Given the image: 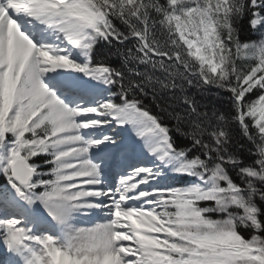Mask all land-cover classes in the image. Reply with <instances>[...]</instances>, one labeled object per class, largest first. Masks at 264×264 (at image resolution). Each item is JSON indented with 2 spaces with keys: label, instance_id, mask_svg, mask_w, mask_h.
Returning a JSON list of instances; mask_svg holds the SVG:
<instances>
[{
  "label": "trees",
  "instance_id": "trees-1",
  "mask_svg": "<svg viewBox=\"0 0 264 264\" xmlns=\"http://www.w3.org/2000/svg\"><path fill=\"white\" fill-rule=\"evenodd\" d=\"M84 4L98 20L90 63L107 71L112 106L131 104L147 114L204 179L211 171L221 172L243 205L254 209L257 229L246 231L264 244V120H258L264 110H257L264 104V0H223L222 12H211L222 61L215 76L188 56L172 25L170 0ZM50 128L42 123L33 136L21 139L44 140ZM12 142L3 136L0 146ZM39 150L25 146L20 151L34 171L30 190L38 196L50 189L54 173L51 159ZM178 179L179 187L191 178ZM227 216L208 214L212 219ZM238 224L234 229L240 234Z\"/></svg>",
  "mask_w": 264,
  "mask_h": 264
},
{
  "label": "rangeland",
  "instance_id": "rangeland-1",
  "mask_svg": "<svg viewBox=\"0 0 264 264\" xmlns=\"http://www.w3.org/2000/svg\"><path fill=\"white\" fill-rule=\"evenodd\" d=\"M64 1L55 0L53 6L58 8L57 2L63 4ZM170 1L175 8L172 22L181 40L186 41L188 38L186 43L191 46L188 49L189 53L197 56L201 66L209 64L211 70L221 68L222 61L216 35L217 27L215 26L214 17L211 12L213 14L222 12L223 0ZM78 5L81 10L86 11L83 0H79ZM73 7H75L74 4ZM92 20L94 27L89 32V39L86 43L88 47L93 38V33H95L97 23L93 15ZM60 25L67 39H73L79 42V44H83L80 39H82L84 32L79 23L69 21L68 23L61 22ZM41 29L43 28H39V31ZM26 33H28V29ZM35 34L32 35L29 31L25 36L34 39ZM57 36L56 39L51 36L53 38L51 41L58 42L59 35ZM56 42L51 43L52 48L50 49V53L52 57L61 58L73 68L84 70L88 61H76L72 53L63 52ZM19 66L18 62L13 63L10 72H3L4 79L0 83V139L3 136L14 139V142L9 145L5 147L0 146V177L5 182L4 186L0 187V199H3L6 204H9L11 199L19 201L24 205L23 207L33 212L34 218L32 217V220H35L41 216L37 209V202L42 201L46 207L53 209L64 205L69 193L67 189V185H69L67 183H70L69 175L71 174L69 169L72 168H67L70 161L58 162L57 152L60 149L57 150L54 140V125L50 117V105L46 104L44 100L33 93L24 74L20 72ZM95 70H91L93 74L91 71L89 73L93 82H96L94 84L102 89V97L92 107L96 112L93 113L105 117L107 113L111 114L117 108L112 106L113 101L107 94V73L103 71L104 73H101L103 76H101V74L94 73ZM262 88L264 89V87ZM48 97L50 98V96ZM60 98L63 99L62 96ZM73 104H76L75 100L70 106ZM97 104L98 108L96 107ZM257 110L261 113L264 110V104ZM109 114L108 116H110ZM100 116L98 119H103V121L98 120V123H102L101 126L106 125L111 128L112 134L110 137L114 138V145H117L122 136L117 133V129L114 126L112 127L110 120L106 117L105 119L100 118ZM258 118L260 121L264 120V114L259 115ZM42 123H47L51 126L50 134L44 133V140L36 139L35 141L26 142L21 139L25 134L33 136L35 129L42 125ZM140 134L142 133H136L137 136H140ZM25 146L40 148L38 152L46 154L52 161L54 183H52L48 191L44 189L43 193L39 196L35 195L29 187L23 188L16 184L11 177L10 163L15 156L20 155L21 148ZM170 155V159L173 162L170 166L172 174L169 173V170L170 177L167 178L169 175H163L165 176L163 178L166 179L161 182H157L158 172L160 173V171L154 173L151 170L141 169L144 166L138 168L140 164L127 169L128 171L141 172V181L137 180L136 183H128L129 180L127 179L124 183L126 186H133L139 195L143 199L146 198V200L136 205L131 204L129 205V209L126 208L120 212L121 217L133 214L137 218L136 220L141 218V223H138L137 228L139 230H137V233L133 230L134 227L132 226L135 224H133V221L130 222L132 218L129 219V229L125 233L111 231L109 240L111 239L114 251L118 248L114 240L121 237L131 241L127 248L136 249L137 251L132 253L134 256L128 262L130 264H136L135 261L138 264H153L155 260L159 264H264V244L255 238L256 234L254 236V233L246 231V228L257 229L255 211L250 204L245 203L243 205L240 194H236L234 186L229 183L221 172L211 171L208 178L204 179L199 171L191 170L190 165L179 158L178 155L172 151ZM115 157H119V155ZM65 159H68V157ZM101 160L99 155L95 157L92 164L100 165ZM116 160L118 161V159ZM116 160L113 161L115 169L119 167ZM104 170L105 168L101 172ZM119 172L115 171V173ZM133 172L131 173L133 177L140 174ZM184 176L191 178L188 182V187L180 185L179 188H175L177 186L175 184L176 180ZM151 181H154V186L150 184ZM139 182L148 185L143 186ZM114 200L118 201L119 196L114 197ZM208 202H211L213 206L206 207V203ZM148 203L152 204V206L146 210L138 208L142 205L146 206ZM130 208L135 209V212L130 213ZM231 208L234 210L230 211ZM5 209L6 206H0V214ZM139 210L146 213H139ZM21 212L22 210L19 209L18 215L25 216V211ZM214 212L219 214L228 212V216L219 219L208 217V214ZM110 214L111 218L115 217V213L110 212ZM5 218H7V222H10L14 216L10 217L11 219H9V216H5ZM40 218L39 221L42 222L43 220L44 222L38 224V222L33 221L31 225L35 232L29 235L32 255L37 258V262L35 261V263L49 264L48 262L52 261L60 264L57 262L56 257L60 256L59 253H62L66 258H69L70 245L48 228L50 227V223L45 217L42 218L41 216ZM238 221V225L243 226L240 234L236 233L234 229V223ZM104 224H106V219L103 221ZM113 226L117 227L114 224ZM132 232L136 234L135 238L131 236ZM101 235L94 233L93 243L95 244L98 241V245L102 246L101 252H103L108 249L109 243H106V238H102ZM141 245L143 250L138 251L137 249L141 248ZM137 256L139 258H136ZM114 260L112 258L109 264H113ZM120 264L123 263L121 262Z\"/></svg>",
  "mask_w": 264,
  "mask_h": 264
},
{
  "label": "bare ground",
  "instance_id": "bare-ground-1",
  "mask_svg": "<svg viewBox=\"0 0 264 264\" xmlns=\"http://www.w3.org/2000/svg\"><path fill=\"white\" fill-rule=\"evenodd\" d=\"M54 1L0 0V83L4 79L3 72H10L13 63L18 62L19 70L24 74L33 93L50 105L54 140L57 150L60 149L57 152L58 162L70 161L67 166L68 169L72 168L69 169L71 172L70 183H67L69 184L67 185L69 193L64 205L53 209L46 207L42 201L37 202L39 214L50 223L48 228L70 245L69 258L61 253L56 257L57 262L60 264H109L113 258L115 259L113 264L121 262L130 264L128 262L134 256L132 253L137 252L136 249L127 248L131 241L118 237L114 240L115 245L118 246L114 251L109 238L111 231L125 233L129 229L130 218H132L130 222L133 221L135 224L132 225L133 230L137 233L139 230L137 226L138 223H141V218L136 220L135 215L130 214L135 209L130 208L129 216L121 217L120 212L126 208L129 209L131 204L136 205L145 201L146 198L143 199L133 186L129 187L125 183L118 182L117 187H121L124 195L120 200H114L111 192L112 187H115L114 180L128 179V183H136L141 178V172L128 171L127 169L138 164H140L138 168L144 166L141 169L151 170L154 173L161 171L166 163L165 153L170 156L171 148L166 136L154 122L130 105L115 109L109 114L111 119L116 121L117 133L122 136L119 143L114 145V138L110 137L111 128L106 125L101 126L102 123H98V120L103 121V119H98L100 114L98 113V116L93 113L95 111L92 107L97 103V96L102 95V89L97 87L94 84L95 81L93 82L91 79L89 73L91 69L78 70L61 58L52 57L50 53L51 43L54 42L51 41V36L56 38L59 33L63 34L61 22L75 21L79 23L84 32L80 41L86 44L89 32L93 28L92 16L89 11L81 10L78 5L79 0H65L63 4L60 3L61 1L57 2L58 8L53 6ZM42 26H44L43 29L36 33L33 27L41 28ZM27 29L32 35L36 33L34 39L25 36L28 34L26 33ZM68 43L70 44L66 50L74 47L73 41H68ZM95 72L97 74L104 73L101 69H96ZM101 76L103 75L101 74ZM59 82L66 87L76 89H66L65 99H61L60 90L56 91L62 89L57 87ZM54 88L56 90L53 92ZM79 89H82L83 92H79ZM74 100H78L79 103L70 106ZM96 107L98 108V104ZM100 118L105 117L100 116ZM137 132L142 134L137 136L139 134L136 135ZM131 136L135 137L134 143L124 144L126 138ZM137 139L138 141H136ZM99 155L102 159L101 164L93 165L92 161ZM117 155L119 157H115ZM66 157L68 159H65ZM149 159L154 163H150ZM156 159L159 162H155ZM115 160L119 169H124V174L116 179L112 176L115 171L113 165L109 168L110 170L107 169ZM104 168L105 170L101 172ZM132 172L140 174L133 177ZM163 175L160 172L161 177L157 182L165 179ZM150 184L154 186V181H151ZM140 185L147 186L148 184L141 182ZM118 188H116L117 192L120 191ZM118 203L120 205H117ZM10 204L21 209L22 212L25 211V216L22 217L18 215L17 211H8V209L1 211L0 255L6 256V258L9 256L11 260L15 259L17 261L15 264H36L37 258L32 255L31 239H29V235L35 232L31 224L33 221L38 224L44 221H39L41 216L32 220L33 212L23 207L24 205L19 201L11 199ZM150 206L152 204L148 203L146 206L142 205L138 208L146 210ZM141 210L138 212L146 213ZM110 212L115 213V217L111 218ZM12 215L18 216L11 219ZM5 216H9L11 221L7 222ZM105 219L106 224L103 225ZM94 233L102 234V238H106L105 242L109 243L107 250L101 252L102 246L98 245V241L95 242L96 245L93 243ZM131 234L133 238L136 237L133 232ZM24 237L25 239H23ZM142 248L141 245V248L137 250H143ZM48 263L57 264L52 261ZM135 263L138 264L137 261ZM153 264H159V262L155 260Z\"/></svg>",
  "mask_w": 264,
  "mask_h": 264
},
{
  "label": "water",
  "instance_id": "water-1",
  "mask_svg": "<svg viewBox=\"0 0 264 264\" xmlns=\"http://www.w3.org/2000/svg\"><path fill=\"white\" fill-rule=\"evenodd\" d=\"M10 173L14 181L25 188L33 179V171L29 164L21 156H15L10 163Z\"/></svg>",
  "mask_w": 264,
  "mask_h": 264
}]
</instances>
